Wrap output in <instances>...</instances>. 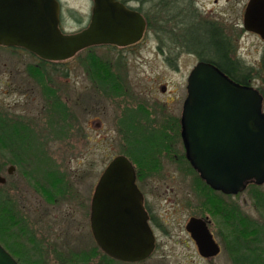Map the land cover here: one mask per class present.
Wrapping results in <instances>:
<instances>
[{
    "label": "flooded vegetation",
    "instance_id": "af4514ba",
    "mask_svg": "<svg viewBox=\"0 0 264 264\" xmlns=\"http://www.w3.org/2000/svg\"><path fill=\"white\" fill-rule=\"evenodd\" d=\"M118 1L140 12V0ZM153 1V63L121 61L127 52L138 57L137 47L149 34V21L141 12L146 26L140 41L127 46L88 47L71 57L74 61L70 63L0 45V185L8 184V212L15 222L7 237L16 244L20 233L23 258L18 260L12 250H5L19 264L23 260L46 264L55 241L62 249L59 258L51 259L55 264H76L83 260L80 253L85 254V264H94L97 258L102 264H219L216 258L222 253L224 236L221 227L237 218L234 206L241 192L227 194L213 189L190 162L182 123L188 78L199 63L233 71L244 65L237 53L239 32L255 37L262 45L261 68L264 39L245 28L248 0L229 22L215 9L206 10L191 0ZM89 7L90 21L92 0ZM97 50L109 51L115 60H102L95 54ZM84 51V60H77ZM47 135L52 141H45ZM65 136L72 149L76 139H80L79 146L83 139L85 151L72 158L74 174L62 180L49 150L60 145ZM213 138L203 134L201 146ZM96 145L106 154L94 180ZM209 154L204 150L202 156ZM117 157L126 158L133 167L152 237L150 254L137 261L112 257L99 247L93 232L95 188ZM3 172L6 178L1 176ZM83 175L91 182L86 190L79 188ZM71 178L75 179L73 184ZM72 232L74 245H85L73 248L75 254L68 252L67 238ZM238 248L236 240L229 264H264V255L250 262L238 261Z\"/></svg>",
    "mask_w": 264,
    "mask_h": 264
},
{
    "label": "water",
    "instance_id": "95a60500",
    "mask_svg": "<svg viewBox=\"0 0 264 264\" xmlns=\"http://www.w3.org/2000/svg\"><path fill=\"white\" fill-rule=\"evenodd\" d=\"M92 1L88 25L64 32L59 0H0V45L58 61L88 47L127 46L142 39L146 25L140 12L118 0ZM244 23L264 39V0L248 1ZM187 90L182 123L193 168L209 186L227 194L242 192L248 184H264V112L259 91L231 80L208 63L192 69ZM203 134L214 136L205 147ZM204 150L210 152L206 158ZM92 213L94 237L106 253L124 261L150 254L153 244L142 196L126 158H115L104 171L95 188ZM0 264H19L1 244Z\"/></svg>",
    "mask_w": 264,
    "mask_h": 264
},
{
    "label": "rangeland",
    "instance_id": "374dc122",
    "mask_svg": "<svg viewBox=\"0 0 264 264\" xmlns=\"http://www.w3.org/2000/svg\"><path fill=\"white\" fill-rule=\"evenodd\" d=\"M140 12L143 13L145 16L146 14L151 19V16L153 15V5L155 4V1L153 0H140ZM61 5V25L60 27L64 31H75L78 30L80 27L85 26L89 21V14H90V7H89V0H59ZM247 2V0H198L193 1L191 0L190 3H198L200 6H203L206 10L209 9H215L216 13H220L221 18L227 22L233 21V16L236 14H239L241 12V6L244 5ZM216 3V4H215ZM135 5H137L135 3ZM133 4V6H135ZM142 10V11H141ZM236 11V13H235ZM146 13V14H145ZM147 17V16H146ZM148 35L146 39L138 45V50L140 51L137 56L135 57L134 54L131 52H127L126 55L121 56V61L124 59L126 61H141V62H150L153 63V33L148 31ZM237 53H238V59L243 62V66H241L240 71L247 72L248 79L247 83L249 86H252L253 88H256L259 93L263 96V103H262V109L264 112V71L260 69L258 66V61L260 57L262 56V45L260 42L253 36L250 35H244L239 32V39L237 44ZM80 59L77 58V60H84L86 51L82 52ZM95 54L102 58V60H115L114 56L107 50H97L95 51ZM135 58V59H134ZM32 61V60H31ZM71 61H74V59H67V62L70 63ZM174 79L177 78L175 74L171 75ZM66 138V139H65ZM52 141V139H48V135L45 138V141ZM75 141V140H74ZM80 139H76L75 145H73V149L69 143V140H67V136L62 138L60 145H57L55 147L54 145L51 146V150H49L51 157L55 159L56 162V168L57 171L61 175L62 180H66L67 176L70 175V173L74 174V166L72 164V158H77L82 155L85 151L84 140L82 139L81 146L78 145V142ZM115 150H118V145H115ZM106 154L104 151V148L101 146H95L94 147V166H93V176L92 178L95 180L102 167V163H100V159L102 156ZM3 156V159L6 158L4 154H1ZM1 156V157H2ZM73 167V169H72ZM72 169V171H71ZM83 174L86 172V168L82 170ZM1 176L6 178V173L3 172ZM71 184L75 182L74 178H71ZM81 186L79 187L81 190L87 188V186L91 183L88 180H86V175H83V180L79 181ZM95 183V182H94ZM22 184V183H21ZM78 185V181H77ZM19 186H21L19 184ZM23 188V184L21 186ZM78 187V186H77ZM8 184L0 185V219L2 217H6L8 221V227L6 231H4V236H0V244L8 249L12 250L14 256L20 260L23 258L21 256L22 254V236L19 233V237L16 241H14L16 244H11L10 239L7 237L8 229L10 228L12 223V219L10 218L9 212H8ZM63 196V195H62ZM264 200V184L260 186H249L244 191L238 194L236 199V205L234 206L237 218L233 220L231 224L228 226L222 225L221 231L224 233L222 240V253L216 258V261L219 264H229L230 262V249L232 248V243H235L237 240L238 246L239 244L242 245V250L238 248V257H241V259H244V262H250L251 258L261 257L264 255V205L263 203H258L257 199ZM18 202L22 199L21 192L17 195ZM48 199V198H47ZM49 200V199H48ZM243 201L246 202V204H243ZM62 202V200H61ZM63 205V202H62ZM212 218H214V214L210 215ZM74 221H77L74 218ZM17 224V222H16ZM15 224V225H16ZM16 227L18 230H21L20 224H17ZM15 227V228H16ZM47 231V230H46ZM54 234L56 230H54ZM72 231V230H71ZM47 233V232H46ZM2 234V235H3ZM54 234L52 235V239L54 237ZM75 237V234H70L67 240L70 242L68 246V252L71 251L73 254H75V251H73V248L76 250L82 249L85 247V245H74L73 238ZM57 241L53 244V251H48V262L46 264H55V262H51V259L53 258H59V254L62 252V249L58 247ZM73 243V244H72ZM77 254H79L77 252ZM83 260L77 261L76 264H85V254L80 253ZM46 256V255H45ZM51 257V258H50ZM45 258V257H44ZM43 259V255L42 258ZM96 262L94 264H102V260L97 258ZM240 261V260H238ZM21 264H45V261L37 262L36 260H30V261H20ZM57 263H60L59 261Z\"/></svg>",
    "mask_w": 264,
    "mask_h": 264
},
{
    "label": "trees",
    "instance_id": "16d2710c",
    "mask_svg": "<svg viewBox=\"0 0 264 264\" xmlns=\"http://www.w3.org/2000/svg\"><path fill=\"white\" fill-rule=\"evenodd\" d=\"M142 11V10H141ZM146 14V13H145ZM146 16H147V19H148V21H149V29H151V26H150V18L148 17V15L146 14ZM241 66H243V65H239V67L236 69V70H221L222 72H225V73H228V74H230V76L235 80V81H237L238 83H240V84H244V85H248V83H247V79H248V74H247V72L245 73L244 71H240L241 70ZM262 71H264V66H262L261 68H260ZM258 201V203H263V205H264V200H263V198L262 199H257ZM8 219L6 218V217H2L1 219H0V236L2 237V236H4V231H6V229H7V225H8ZM3 234V235H2ZM242 245H240L239 244V248H240V250H242V247H241ZM241 259V257H239V260ZM242 260H244V259H242Z\"/></svg>",
    "mask_w": 264,
    "mask_h": 264
}]
</instances>
